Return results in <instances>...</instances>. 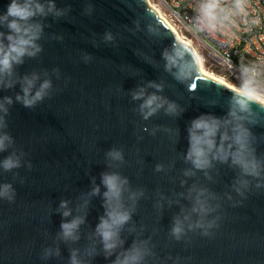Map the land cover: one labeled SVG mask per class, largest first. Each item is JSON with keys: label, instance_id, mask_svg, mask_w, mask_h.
<instances>
[{"label": "water", "instance_id": "1", "mask_svg": "<svg viewBox=\"0 0 264 264\" xmlns=\"http://www.w3.org/2000/svg\"><path fill=\"white\" fill-rule=\"evenodd\" d=\"M9 2L0 0V13L6 11ZM87 2L94 8L90 16L83 14ZM66 5L72 8L68 17L47 21L52 26L45 29L43 52L19 68L21 73L46 69L53 89L50 98L33 109L15 104L8 117V131L16 147L27 153L25 160L31 161L32 170L19 169V178L0 170V183H12L16 190L14 203L0 200V264H66L68 250L63 245L61 259L47 262L40 259L42 247L52 243L50 237L59 231L61 216L55 209L61 199L75 201L81 191H87L92 176L99 183V173L104 170L103 154L113 145L123 147L126 159L131 162V166L121 169L123 174L134 186H143L149 193V198L140 202L134 219L147 227L146 235L152 236L156 259L151 264H264V189H253L236 207L232 204L240 197L235 193L233 201L222 199L217 213L221 217L220 226L211 230L212 235L203 236L197 230L179 242L168 234L171 217L179 208L166 207L159 218L152 207L151 194L157 185L161 184L164 190L172 187L159 180L154 165L167 162L174 155L173 149L177 152L187 149L186 126L190 120L201 113L224 115L222 106L204 105L210 99L230 95L213 86V82L231 87L200 69L202 75L192 80L190 96L162 68L146 62L153 58L162 64L161 50L170 43L168 39L147 35L148 20L144 13L157 12L148 0H57L58 7ZM160 19L163 27L178 39L176 32L161 16ZM134 21H139L141 28L135 33L129 31L135 28ZM106 31L114 35V44L103 42ZM52 33L62 35L63 40L49 39ZM84 54L92 57L87 63ZM54 68L59 69L58 78L52 74ZM161 78L171 85L166 86L164 95L177 100L186 111L175 120L161 113L144 122L132 111L138 102L131 101L130 91L144 81ZM19 90L17 86L15 90L0 91V96L14 95ZM144 124L178 127L179 142L173 144L163 133L152 137L140 132ZM253 131L259 135L264 133V127ZM137 134L144 136L143 141H137ZM260 150L264 151V146ZM6 155L0 154V159ZM140 158L145 162L144 171L137 176L136 161ZM231 180L232 173L222 169L218 182L211 187L223 196L230 190L226 186ZM102 212L97 198L87 224L94 227ZM84 230H88L87 226ZM45 232L50 236L46 237ZM93 264L108 262L99 256Z\"/></svg>", "mask_w": 264, "mask_h": 264}, {"label": "clouds", "instance_id": "2", "mask_svg": "<svg viewBox=\"0 0 264 264\" xmlns=\"http://www.w3.org/2000/svg\"><path fill=\"white\" fill-rule=\"evenodd\" d=\"M161 11L168 8L161 0ZM71 5L58 7L57 0H10L6 11L0 13V91H19L14 95L0 96V154L7 153L0 159V170L12 173L19 178V169L32 170L30 160H25L27 153L16 147L14 137L8 131V117L15 104L33 109L50 98L53 82L45 70L21 73L19 68L26 61L37 59L43 52L41 41L45 39V29L52 25L51 18L59 21L69 16ZM91 2H87L84 15H92ZM168 12H172L168 8ZM167 14V13H166ZM148 20L145 31L148 36L168 39L170 43L161 50L160 61L153 58L146 60L154 67L162 68L174 84L183 85L191 96L192 80L202 75L197 57L203 54L196 47V40L204 43L203 38L215 42L220 47L233 46L240 39L238 33L252 34L257 28L264 29V16L255 8L253 0H191V15L181 17L180 23L187 30L185 43L175 39L170 30L163 27L159 13L146 10ZM140 31V22L134 21ZM49 39L63 40L62 35L49 34ZM105 44H114L111 31L103 36ZM208 47V45H205ZM219 62L236 76V83L231 88L213 82L230 95L221 99H210L206 107L222 106L224 115L201 113L186 126L187 149L177 152L167 162H157L153 171L159 174L160 181H167L172 187L164 190L158 184L151 194L153 209L162 218L165 208H179L171 217L169 236L175 241L183 240L189 232L200 230V234L210 237L212 229L218 228L221 217L217 214L221 200L233 201V193L240 200L232 206L241 205L253 190L264 189V133L257 135L253 129L264 127V62L259 58L232 64L226 57H219L211 49ZM92 59L84 54L87 63ZM205 62H206V58ZM225 60L227 61L226 63ZM52 74L59 77V69H52ZM168 82L148 80L130 91L131 101L138 102L132 109L144 122L163 113L173 120L179 118L186 108L177 100L164 95ZM140 132L156 137L165 134L173 144L180 139V129L165 125L144 124ZM144 136L137 134V141ZM104 170L97 177L90 178L87 191H81L75 198L61 199L55 212L61 216L59 231L50 237L52 243L42 247L40 259L49 261L61 259V245L67 248L66 264H93L102 256L108 264H151L156 259L155 245L151 235H146L147 227L138 223L134 217L140 202L149 198L148 190L143 186H134L127 175L121 171L131 162L126 159L125 149L113 145L103 154ZM143 158L137 159V176L144 171ZM179 165V167H178ZM222 169L232 173V180L226 187L229 191L221 194L211 187L218 182ZM23 183V179H20ZM179 187L180 191L176 188ZM99 198L102 214L95 226L87 224L92 203ZM16 190L12 183H0V200L14 203ZM87 226V231H85ZM49 237L50 234L45 232ZM129 238L131 242L129 243ZM83 241V243H81Z\"/></svg>", "mask_w": 264, "mask_h": 264}, {"label": "built area", "instance_id": "3", "mask_svg": "<svg viewBox=\"0 0 264 264\" xmlns=\"http://www.w3.org/2000/svg\"><path fill=\"white\" fill-rule=\"evenodd\" d=\"M155 4H157L160 8L162 7L161 0H156ZM164 4H166L168 8H171L172 12L175 13L173 16L172 13L168 12V8H164V14L168 20L171 23L175 22L180 28H183V25L180 23V19L181 17L186 19L187 16L191 15V0H164ZM253 4L261 15L264 16V0H253ZM238 35L240 36V39L236 40L233 46H229L227 48L220 47L215 42L208 40L207 37L203 38V44L199 40L197 41L200 46L206 50L207 57L213 64L220 66L231 75H235L233 72L229 71L224 64L218 61L211 49H215V52L219 55V57H226L230 59L234 65L238 64L241 58H244L245 61L259 58L262 62H264V47H260V39H264V29L257 28L252 34L241 32L238 33ZM205 45H208V47H205ZM226 62L227 61L225 60L224 63Z\"/></svg>", "mask_w": 264, "mask_h": 264}, {"label": "rangeland", "instance_id": "4", "mask_svg": "<svg viewBox=\"0 0 264 264\" xmlns=\"http://www.w3.org/2000/svg\"><path fill=\"white\" fill-rule=\"evenodd\" d=\"M153 3H156V0H151ZM157 5V4H156ZM158 6V5H157ZM159 7V6H158ZM165 10L162 11L163 15ZM166 16V15H165ZM168 19V18H167ZM172 24L177 28V30L180 32V34L182 35V37L186 40L189 41L190 43H192V39H186V37L188 36L187 30L184 28H180L175 22H172ZM196 47L200 49V52L203 54V57L206 58V62L205 59H203V64L205 66V68L211 72L214 73L216 76L222 78L223 80H225L226 82H228L229 84H231L233 86V84L236 83V76L235 75H231L229 72H226L224 69H222L220 66H216L215 64L212 63V61L207 57V52L205 49H203L200 44L198 43V41L196 40ZM230 85V86H231Z\"/></svg>", "mask_w": 264, "mask_h": 264}, {"label": "bare ground", "instance_id": "5", "mask_svg": "<svg viewBox=\"0 0 264 264\" xmlns=\"http://www.w3.org/2000/svg\"><path fill=\"white\" fill-rule=\"evenodd\" d=\"M149 1V3H150V5L152 6V7H154L155 9H156V11L159 13V15L164 19V21L176 32V35H177V38L178 39H180V40H182V41H185L186 43H190L189 41H186L183 37H182V35L180 34V32L177 30V28L167 19V17L165 16V15H163V13H162V11H161V8L160 7H158L155 3H153L151 0H148ZM260 47H264V39H260ZM263 57H264V49H263ZM197 59H198V62H199V64H200V69H201V71H202V73L203 74H205V75H207V76H209V77H211V78H214V79H216V80H218V81H220V82H222V83H224V84H226V85H228L229 87H232V85L231 84H229L228 82H226L225 80H223L222 78H220V77H218V76H216L214 73H211V72H209L206 68H205V66H204V64H203V59H202V57H200V56H198L197 57ZM231 85V86H230Z\"/></svg>", "mask_w": 264, "mask_h": 264}]
</instances>
